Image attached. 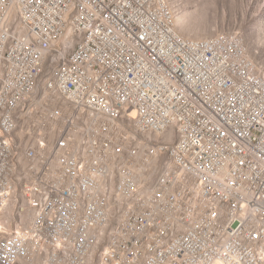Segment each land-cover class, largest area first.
Instances as JSON below:
<instances>
[{"label": "built area", "instance_id": "built-area-1", "mask_svg": "<svg viewBox=\"0 0 264 264\" xmlns=\"http://www.w3.org/2000/svg\"><path fill=\"white\" fill-rule=\"evenodd\" d=\"M158 19L0 0V264H264L263 68Z\"/></svg>", "mask_w": 264, "mask_h": 264}, {"label": "rangeland", "instance_id": "rangeland-1", "mask_svg": "<svg viewBox=\"0 0 264 264\" xmlns=\"http://www.w3.org/2000/svg\"><path fill=\"white\" fill-rule=\"evenodd\" d=\"M177 31L190 39L241 36L249 57L264 71V0H166ZM27 212L21 220L27 221ZM25 264V263H21Z\"/></svg>", "mask_w": 264, "mask_h": 264}, {"label": "bare ground", "instance_id": "bare-ground-1", "mask_svg": "<svg viewBox=\"0 0 264 264\" xmlns=\"http://www.w3.org/2000/svg\"><path fill=\"white\" fill-rule=\"evenodd\" d=\"M151 9H160V18H165L158 19L160 30L171 32V36L177 41L183 42L184 46L208 50H215V47H231V50H238V46H240L241 55L246 57V65L251 67L254 72H261L249 57V49L241 36L222 34L208 39H190L177 31L175 17L166 0H151ZM237 38L238 42H233L232 39ZM94 43L95 34H88L86 36V45H94ZM214 58L234 59V52L215 50ZM227 72H234V65H227ZM241 76H249V69H241ZM251 84H260V77H251Z\"/></svg>", "mask_w": 264, "mask_h": 264}]
</instances>
